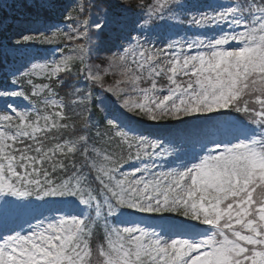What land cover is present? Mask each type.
<instances>
[{"label": "snow or ice", "instance_id": "snow-or-ice-1", "mask_svg": "<svg viewBox=\"0 0 264 264\" xmlns=\"http://www.w3.org/2000/svg\"><path fill=\"white\" fill-rule=\"evenodd\" d=\"M0 264H264V0H0Z\"/></svg>", "mask_w": 264, "mask_h": 264}, {"label": "trees", "instance_id": "trees-1", "mask_svg": "<svg viewBox=\"0 0 264 264\" xmlns=\"http://www.w3.org/2000/svg\"><path fill=\"white\" fill-rule=\"evenodd\" d=\"M4 14H6L8 16V18L10 19V18H14L16 16V11L13 9L11 11H8L7 13H4ZM64 91L65 90H61V95L64 94Z\"/></svg>", "mask_w": 264, "mask_h": 264}, {"label": "rangeland", "instance_id": "rangeland-1", "mask_svg": "<svg viewBox=\"0 0 264 264\" xmlns=\"http://www.w3.org/2000/svg\"><path fill=\"white\" fill-rule=\"evenodd\" d=\"M37 47H39V48H41V50H43V48H47V47H51V46H37ZM65 51H67V49ZM39 82H41V81H39Z\"/></svg>", "mask_w": 264, "mask_h": 264}]
</instances>
